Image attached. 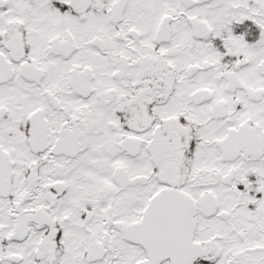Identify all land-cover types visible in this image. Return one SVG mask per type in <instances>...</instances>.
<instances>
[{
	"label": "snow or ice",
	"instance_id": "snow-or-ice-1",
	"mask_svg": "<svg viewBox=\"0 0 264 264\" xmlns=\"http://www.w3.org/2000/svg\"><path fill=\"white\" fill-rule=\"evenodd\" d=\"M0 264H264V0H0Z\"/></svg>",
	"mask_w": 264,
	"mask_h": 264
}]
</instances>
